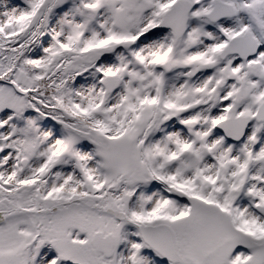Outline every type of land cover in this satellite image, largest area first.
Here are the masks:
<instances>
[{"label":"snow or ice","instance_id":"snow-or-ice-1","mask_svg":"<svg viewBox=\"0 0 264 264\" xmlns=\"http://www.w3.org/2000/svg\"><path fill=\"white\" fill-rule=\"evenodd\" d=\"M0 264H264V0H0Z\"/></svg>","mask_w":264,"mask_h":264}]
</instances>
